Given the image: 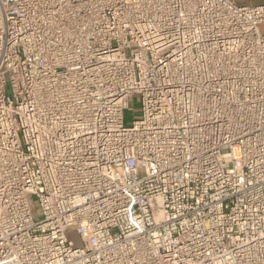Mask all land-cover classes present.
Segmentation results:
<instances>
[{
	"label": "built area",
	"instance_id": "1",
	"mask_svg": "<svg viewBox=\"0 0 264 264\" xmlns=\"http://www.w3.org/2000/svg\"><path fill=\"white\" fill-rule=\"evenodd\" d=\"M262 25L231 0H0V264H264Z\"/></svg>",
	"mask_w": 264,
	"mask_h": 264
},
{
	"label": "rangeland",
	"instance_id": "2",
	"mask_svg": "<svg viewBox=\"0 0 264 264\" xmlns=\"http://www.w3.org/2000/svg\"><path fill=\"white\" fill-rule=\"evenodd\" d=\"M141 118V104H140V96L135 95L129 99L128 109L124 113V126L131 127L133 121H137ZM33 203H36V199L33 198ZM35 214L38 215L39 220H42L41 213L35 208ZM71 239L76 243L78 247H80L79 238L76 236L71 237Z\"/></svg>",
	"mask_w": 264,
	"mask_h": 264
},
{
	"label": "crops",
	"instance_id": "3",
	"mask_svg": "<svg viewBox=\"0 0 264 264\" xmlns=\"http://www.w3.org/2000/svg\"><path fill=\"white\" fill-rule=\"evenodd\" d=\"M238 6H255V5H263L264 0H231ZM261 33L264 35V25L260 27Z\"/></svg>",
	"mask_w": 264,
	"mask_h": 264
}]
</instances>
